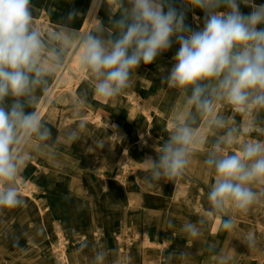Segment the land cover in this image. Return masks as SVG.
Wrapping results in <instances>:
<instances>
[{"label":"clouds","instance_id":"obj_1","mask_svg":"<svg viewBox=\"0 0 264 264\" xmlns=\"http://www.w3.org/2000/svg\"><path fill=\"white\" fill-rule=\"evenodd\" d=\"M190 9L204 12L203 27L185 24V12L172 0H92L91 27L80 32L71 23L80 15L73 10L66 22L45 33L34 24L32 0H0V209L26 205L18 180L31 159L29 145L36 151L49 148L52 130L35 106L38 93L47 91L50 77L75 56L89 77L94 97L108 101L132 83L143 63H153L168 51L173 39L179 49L162 84L176 89L185 111L170 126L168 139L155 151L157 159L143 163L149 182L183 175L191 157L208 143L207 128L213 133L204 165L214 173L208 192L210 215L220 216L225 231L233 228L229 208L247 212L264 197V141H242L257 125H264V4L255 0H183ZM252 11L245 15L240 6ZM106 6L109 24L96 17ZM55 9L49 10V14ZM87 91L75 101L85 105ZM232 106L250 118L238 123L217 111L221 104ZM85 122L66 132L77 141ZM104 143L97 142L102 148ZM233 145H238L231 151ZM186 222L182 231L200 238L201 225ZM248 242L254 245L249 236ZM86 246V245H85ZM108 253L98 250L92 264H105ZM221 264H225L221 260Z\"/></svg>","mask_w":264,"mask_h":264},{"label":"crops","instance_id":"obj_2","mask_svg":"<svg viewBox=\"0 0 264 264\" xmlns=\"http://www.w3.org/2000/svg\"><path fill=\"white\" fill-rule=\"evenodd\" d=\"M52 1L54 0H32V5L34 6V21H42L51 29L50 23L52 19L66 22L68 13L75 10L80 13V15L70 26L77 30L82 26L87 11V7L84 8L83 6L84 3L89 0H55L57 1L55 4H58V8L55 9V12L49 14V10L53 7ZM172 3L178 10L185 12V17L187 18L185 24L192 20L194 30L203 27V23L199 22L198 18L195 16V14H201L204 17L205 14L203 11L200 9L187 8L183 0H172ZM98 19L106 26L109 24V14L106 6L99 9ZM173 46H175V42ZM173 63V60H167L163 57H157L151 64L145 65L142 63L136 70V72H139L140 77L133 84L134 95L137 91L136 86L138 81L144 80L146 83H149L157 77L167 76ZM71 75H74V73H71ZM83 84L82 89L87 91V101H92L94 105L92 104L91 107L98 113L96 111V106L97 104H102V102L100 103V101H97L94 97L89 86V81ZM155 89V94H157L159 90H164L161 87ZM121 96H123L122 93L119 97ZM152 104L158 111V105L156 103ZM111 107L112 110L105 107V112L102 113L104 119L110 122V126L105 124L96 125L90 121L93 126L92 130H81L80 138L77 140L82 143L84 142L86 146L83 155L84 169L91 170L96 168L97 175L99 176L98 182H90L92 188L91 193L86 194L84 192L82 181L78 178L82 174L79 167L80 158L73 155L69 151L72 149L63 146L57 139V134L66 137V132L69 129L77 128L80 121H76L74 124L63 121L56 131H52L53 138L48 142L50 146L43 151H36L32 145H29V149L32 153L31 157L37 160L39 167H44L47 170L45 175L38 178L37 184H35L33 190L37 187L44 186L50 190V194L48 196H42L39 191L35 193L38 199L45 202L47 205L45 212L39 210L36 200L33 199L31 201L28 197L26 199V205L19 207L16 211V215L26 211V216L23 219L15 220L12 214L7 219L8 227L2 229L0 237L7 232L17 230L16 232L20 233L19 230H25V233L22 232L23 236L19 239L20 241L15 239L17 244H21V246H19V248L18 246L16 247V253L12 255L13 262L11 264H52L58 251H54V248L47 245V242L53 243L51 242V233L54 229H57L58 226L63 228L66 231V235L71 239L76 235H80L82 238L85 234V228L88 229L87 232L90 237L89 243H84L80 249L74 247L78 253L82 251L88 252L89 249H91V239L95 245H97V242L94 240V235L101 233L102 239L99 240L100 244L98 246L99 250H104L108 253L105 264L124 263L125 256L122 254L123 251H120V248H122L120 242L115 241L114 244L110 242L112 233L117 229H122L125 233L135 237L142 231H146L149 244L151 243L150 237L154 236L156 241L154 245H157V248L160 250V257L162 252L165 251L174 258V261H172L173 264H197L202 255L205 256L208 264H221L220 256L224 255H226L230 264H252L249 262V258L257 254L255 246H251L243 253L240 244L243 237L254 234L257 229L256 217H254L253 214H249L248 218H244L239 214L235 215L232 210L230 214L226 213L225 218L230 215L234 224L230 231H225L220 226L219 215H214L212 218L209 217V219H207L206 214L199 213L195 215L190 211H183L182 215H180L179 212H174L171 216L169 213L165 217L159 215L158 203L160 197L165 196L160 189L164 179L153 182L146 181L148 184L146 189L155 191L152 196H148V193L141 194L139 191L136 193L130 191L128 181L123 179L124 173L126 172L125 167L129 168V152L135 150L133 152L140 158H142V155L145 153H150L151 148H144L143 144L145 143L142 144L143 140L140 139L139 134L143 132L145 136L147 135L146 138L149 139L150 137L152 141H154L157 138L156 131L158 128L154 129V131L152 130L150 133L149 131L147 132L146 130L137 128L134 120V124L131 125V131H125L122 126L123 123L121 124V120L127 112H129V115L134 119L135 109L137 107H120L118 102L113 103ZM113 123L116 125L115 128L111 126ZM117 131L119 133H116ZM259 131L254 133L253 141H261ZM148 139L145 140L147 141L145 147L150 145ZM248 140L249 139L246 138L245 141ZM98 141L104 143L102 148L97 146ZM127 142H133V144L126 151L125 145ZM140 142L142 144L141 147ZM195 173H199V175ZM177 180L179 185L186 184L189 186L188 196L182 200H175L176 188L171 198L166 196V200L172 205H174V202L179 203L178 205H183L190 201L191 196H195L194 193L197 184L199 187V196L201 195L200 190L205 194L210 191L211 185L214 182V173L211 171L207 174L206 167H187L183 175L178 177ZM98 184H100V186ZM156 185L159 187L158 192L155 189ZM255 187L257 191L264 190V185L257 184ZM260 200L264 203V197H261ZM73 202L75 205L70 206L69 203ZM258 203H260V201ZM142 211H148L149 214L143 216ZM134 213L137 214L135 222L132 220L135 217ZM59 217H63L64 221L62 223L58 222ZM121 218L124 219L122 224L119 223V219ZM145 218H149V220L146 222ZM201 219L204 220V224L200 226L202 231L201 237L198 239L189 238L182 231V226L186 222H198ZM211 219H213L214 222L212 225H209L208 221ZM161 232H164V234L162 235ZM171 233L175 235L173 236ZM182 236H185V238H182ZM160 237H162L163 241L159 240ZM137 240L139 244L141 243L140 249L142 245V251H146L149 244L144 248L142 241L139 240V238ZM165 242L166 248L161 250V245ZM0 243L2 244V242ZM38 253H42L43 255L42 261L34 262L29 260V258ZM206 253H208L207 257L205 255ZM160 257L155 258L156 260H154V262H157ZM132 258L135 263H139L142 260V264H146L148 261L145 252L142 256L135 253L132 255ZM261 261V259H258L255 264H264L260 263ZM168 264H172L170 260Z\"/></svg>","mask_w":264,"mask_h":264},{"label":"bare ground","instance_id":"obj_3","mask_svg":"<svg viewBox=\"0 0 264 264\" xmlns=\"http://www.w3.org/2000/svg\"><path fill=\"white\" fill-rule=\"evenodd\" d=\"M34 2V1H33ZM32 2V4H33ZM256 4H264L263 0H255ZM35 5V4H34ZM92 6V0H89L88 2L84 3V8L87 7L86 15L83 19L82 26L80 27L81 32H84L88 30L91 27V23L89 20V10ZM58 8V7H57ZM241 11V10H240ZM252 11V9L243 10L241 11L243 14L247 15ZM99 12V10H98ZM98 12H96V17L98 15ZM195 16L198 18L199 22L203 23L204 17L201 14H195ZM39 18V16H38ZM98 18V17H97ZM60 21H56L55 19H52L50 26L51 28L55 29L58 27ZM264 27V25H261ZM71 68L74 69V75H71V73L64 66V68L61 71H57L53 76L50 77V83L48 85L47 91H43L38 93L40 95V101L35 106V110H38L40 112V115L42 119L47 123L49 127H51L52 131H56L63 121H68L71 124H74L76 121H83L86 124L85 129L86 130H92V123H95L96 125L105 124L107 126H110V122L108 120L104 119V116L102 114L96 113L91 105L93 104L92 101H87L84 106L80 107L79 109L75 107V101L80 97L82 93L85 91L82 89V85H84V82H87L90 80L89 75L83 71L80 66L76 63V60L72 62V65H70ZM142 75V74H141ZM62 77V79H61ZM140 77L139 72H136L135 75L132 77V83L131 86L127 89H125L122 94L123 96L115 97L113 99H110L108 101H100L102 104L111 109V105L113 103L118 102L120 107H137L135 109L134 114V120L135 125L137 128L141 130H146L147 132L151 131L156 128H163L165 125L171 126L174 122V119L171 115V107L167 106L164 103V93L162 91H157V94L154 92H147V94L150 96V101L152 103H156L158 105V112L155 116H151L148 114L147 105L141 104L138 102L137 98L134 95V82ZM60 82L64 83L65 86L60 87ZM125 97V98H124ZM98 101V100H97ZM143 103V102H142ZM145 103V102H144ZM94 105V104H93ZM222 106V105H221ZM224 107V106H223ZM228 109V108H227ZM140 110L145 114L146 119L145 123L141 122V120L138 119V114ZM120 111V110H119ZM141 115V114H140ZM249 118H243V120H247ZM91 121V122H90ZM67 123V122H66ZM112 128H115V123L111 124ZM134 127V126H133ZM124 129V128H123ZM204 129V135L206 139L208 140L209 146H211V140H212V132L208 130L210 135H207L205 133ZM260 128L257 125L256 128L253 129V131L250 134H245L241 137L242 141H245L244 138H248L249 140L253 139L254 133L259 131ZM94 131V130H93ZM90 135V134H89ZM140 139L143 141L147 140L145 134L143 132H140L139 134ZM146 142V141H145ZM144 142V143H145ZM55 144V143H54ZM133 142H127L125 145V150L127 151L129 147ZM238 145H233L231 148V151H235L237 149ZM210 148V147H209ZM196 154V153H195ZM84 155V154H83ZM77 158V157H76ZM80 158V157H79ZM25 183V184H24ZM35 184H37L35 179L31 180H25L23 175H20V178L18 180V185L20 189V194L22 198L26 201V199L29 197L31 201L34 199L38 202V207L41 212H45L47 209V205L45 202L40 201L38 199L35 192H33V188H35ZM189 186L180 184L179 188H177V191L175 193V200H182L188 196L189 193ZM201 191V195L199 196V187L198 184L196 186L195 190V196H191L190 201L187 203H184L183 205L180 204L177 206V212H179L180 215H182L183 211H190L191 213H194L195 215H198L199 213L206 214L207 219L209 217H213L214 215H210V204L207 199L208 192L205 194ZM98 200V199H97ZM49 208V207H48ZM18 208L15 209H0V233L2 232V229H5L8 227L7 225V219L13 214V219H23L27 212H21L16 215V211ZM236 215L239 214L244 218H248L249 214H253L254 217H256V231L252 235L245 236L241 239V250L243 253H245V250H248L251 246L248 242L249 236H251L255 243V250L257 251L256 256H258V259H261L264 261V203L260 200V203L255 204L250 207V209L247 212H241L237 211L235 209L229 208L227 210V213L230 214V211ZM253 212V213H250ZM174 214V213H173ZM172 213H170V216ZM251 217V216H250ZM252 218V217H251ZM51 219V218H50ZM48 220V219H47ZM51 222V221H50ZM214 222L213 219L208 221L209 225H212ZM88 229L85 228V234L82 236L84 239V243H89V235H88ZM90 233V230H89ZM99 234V233H98ZM136 238H139L144 248H146V245L149 244V239L147 237V232L142 231L141 233L136 235ZM92 243L91 249H89L88 252L82 251L80 253L77 252V250L74 249V246L71 245L70 239L66 235V231L63 228H60L58 241L56 244L47 242V245H50L54 248V251H58L55 255V258L53 259V264H92V258L94 257L95 253L99 250V246L95 245V243L90 240ZM1 244V243H0ZM166 242L163 244L165 246ZM2 245V244H1ZM1 248V246H0ZM0 259L2 260L3 257L1 256V249H0ZM174 258H172L171 255L167 254L165 251L162 252V255L160 259L155 264H168L169 260L173 264L172 261ZM176 259V258H175ZM220 259L224 260L225 264H230L228 262V258L226 255L220 256ZM29 260L38 262L43 260L42 253H38Z\"/></svg>","mask_w":264,"mask_h":264},{"label":"rangeland","instance_id":"obj_4","mask_svg":"<svg viewBox=\"0 0 264 264\" xmlns=\"http://www.w3.org/2000/svg\"><path fill=\"white\" fill-rule=\"evenodd\" d=\"M52 2H53V4H52L53 7H51V8L57 9L58 4L57 3L55 4V2H57V1L54 0ZM249 8L250 7L244 6L243 4H241V6H240L241 11L248 10ZM97 17H98V15H97ZM186 19L187 18H185V20ZM34 24L36 27L41 28L45 33H47L48 31H53L56 29V28L50 29V27L42 21H34ZM186 25H188L191 29L194 30V25H193L192 20H191V22L186 23ZM259 27H262V26H259ZM78 31L81 32V29L79 28ZM174 42L175 41L173 39V43ZM178 49H179V45L175 42V46H173V44H172V47L168 51L161 53L158 57H163V58H166L167 60H173V57L175 56ZM74 59H75V56L70 55L69 60L67 61L66 65H65L66 68H68L67 71H69L72 74L75 71L73 68H71L70 65H72V62L74 61ZM164 77L165 76L157 77L156 79L152 80L149 83H146L144 80L138 81L137 86H136L137 91H136L135 96H136L139 103L147 105L148 114H150L151 116H155L158 111H157V108L150 101V96L147 94V92H154V90H156L155 88L161 87L162 89H164L163 91L162 90L161 91L165 92L164 93V100H165L164 103L167 106L172 108L170 111H171V115L175 121L179 116L183 115V113L186 109H185V105L183 104V98L180 96L178 91L176 89L169 88L166 84H162L161 81ZM61 79H62V77H61ZM156 82H157V85H156ZM59 86L62 87V86H65V84L60 82ZM155 86H157V87H155ZM221 105L217 108V111L228 116L230 119H232L238 123H243L244 122L243 118H250L247 114L238 113L237 111H235L234 108H232V106H230L226 103L221 104ZM96 111L98 113H101V114L104 113L105 112V106L103 104H97ZM138 119L145 123L146 116L141 110L138 114ZM117 122H119V121H117ZM122 123H123L122 126L124 127V130L130 132L131 128H132L131 125L134 124V119L131 115H129V112L125 113L123 119L121 120V124ZM258 126L260 128V131H259L260 139H261V141H264V125H258ZM169 132H170V126L165 125L163 128H159L156 131L157 138L154 141H152V139L150 137H149V139L147 138L148 143L150 144V145H148V147H145L147 141L146 142L142 141V144L145 142V144H143L145 149L151 148L150 153H145V154L143 153L144 155H142L143 156L142 158L138 157L133 152L135 150H133V151L131 150V152H129V157H130V161H129V165H128L129 168L125 167L126 172L124 173L123 179L128 181V186L130 188V191H132V193H136L139 191L141 194L148 193V196H152L153 192H155L153 190L149 191L146 189V187L148 185L146 183V181H148L146 179V177L148 176V170L146 168V165L143 162L148 157H152L153 159L158 158V155H156L157 152L155 151V149L156 148L158 149V147L160 145H162L168 139ZM116 133H119V132L117 131ZM205 133L207 135H210L208 132V129L205 130ZM146 137H147V135H146ZM211 137H213V133H212ZM57 139H58V141H60L62 143L63 146L72 149L69 151L73 155L80 157L79 167L81 169L82 174L78 178L80 181H82V186H83L84 192L86 194L91 193L92 188L90 186V182H98L99 176L97 175V169L96 168L91 169V170L84 169V164H83L84 156H83V154L85 153V150H86L85 143L84 142L82 143L79 141H75V142L69 141L66 139V137L61 136L59 134H57ZM244 139L246 140V138H244ZM142 144L140 142V147ZM209 147H210L209 144H204V145H201L197 150H195V152L193 153V155L191 157V163L188 167H200V168L206 167L204 165L203 161L206 158V154H207ZM38 165L39 164H38L37 160L35 158L31 157V159L26 163V165L23 167L22 172H21L24 179H35L37 182V180L40 176L45 175L47 173V170L44 167H39ZM206 172H207V174H209L211 172V170L206 167ZM191 173H193V172H191ZM195 174L199 175V173H195ZM177 178L178 177H175V178L170 179V180L164 179L163 183L160 186L162 194L165 195V196L160 197V200L158 203V210L162 213L161 214L159 212L158 214L161 216L163 215L165 217L169 213L173 214L174 212H177V208H175V207H177L179 203L174 202L173 203L174 205H172L168 200H166V196L171 198V196L174 193V191L176 190V188H179V182H178ZM98 185L100 186V184H98ZM155 189L157 190V192L159 191L158 185H156ZM32 191L35 193H36V191H39L42 196H48L50 194V190L44 186L37 187L36 189H34ZM76 200H81V199H76ZM69 205L74 206L75 203L74 202L69 203ZM134 214H135V217L132 219L133 222L136 221V216H137L136 213H134ZM142 214H143V216L145 214L148 215L149 212L148 211H145V212L142 211ZM148 217H150V216H148ZM145 219H146V222L149 220V218L148 219L145 218ZM145 219H144V222H145ZM123 220L124 219H122V218L119 219V223L122 224L124 222ZM63 221H64L63 217H59L58 222L62 223ZM60 228L61 227L58 226L57 229H54L51 233V242H53L54 244H56L58 241ZM16 231L7 232L6 234H4L0 237V240H1L0 242H2V244H3V245H1V248H0L1 249V256L3 257L2 260L0 259V264H11L13 262L12 255L16 253V249H17L16 247L18 246V248H19V246H21V244H19V245L17 244L16 240L20 241L19 239L22 238V236H23L22 232L25 233V230H23V229L19 230L20 233H18ZM161 234L163 235L164 232H161ZM171 234L173 236L175 235L173 233H171ZM183 237L185 238V236H182V238ZM68 238L70 239L71 245L76 247L77 249H80V247L85 242L84 239L81 238L80 235H76L72 239L70 237H68ZM100 239H102L101 233L98 235H94V240H95V242H97V245L100 244L99 243ZM137 239L135 236L129 235L128 233H125L122 229H117L112 233V238H111L110 242H111V244H114L115 241L120 242V246L122 247V248H120V251L121 252L123 251L122 254L125 256L124 263H122V264H142V260L139 263H135L133 258H132V255L135 253H138L139 256H142L144 252H145V256L148 258V261L146 262V264H155V262H154V260H156L155 258L160 257V255H159L160 250L157 248V245H154V243L156 242L154 236L150 237L151 243L148 245V249L146 251H142V245H141V249H140L141 243L139 244ZM159 240L163 241L162 237H160ZM161 248H162L161 250H163L164 248H166V245L164 247H163V245H161ZM205 255L207 257L208 253H206ZM206 260L207 259L205 258V256L202 255L199 258V261L197 264H208V262ZM257 261H258V256H256V255L250 256V258H249L250 263L255 264ZM260 263H264V261L262 260ZM52 264H53V262H52Z\"/></svg>","mask_w":264,"mask_h":264}]
</instances>
